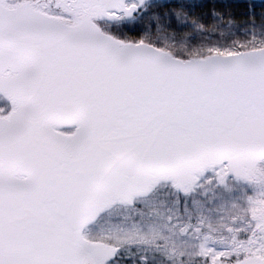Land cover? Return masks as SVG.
Returning <instances> with one entry per match:
<instances>
[{"label":"snow or ice","instance_id":"snow-or-ice-1","mask_svg":"<svg viewBox=\"0 0 264 264\" xmlns=\"http://www.w3.org/2000/svg\"><path fill=\"white\" fill-rule=\"evenodd\" d=\"M0 264H264V0H0Z\"/></svg>","mask_w":264,"mask_h":264},{"label":"trees","instance_id":"trees-1","mask_svg":"<svg viewBox=\"0 0 264 264\" xmlns=\"http://www.w3.org/2000/svg\"><path fill=\"white\" fill-rule=\"evenodd\" d=\"M222 2H224V0H217V3H222ZM236 2L242 4V0H236ZM242 12H243V8H242V7L236 9V14H237L238 16H239L240 14H242Z\"/></svg>","mask_w":264,"mask_h":264}]
</instances>
